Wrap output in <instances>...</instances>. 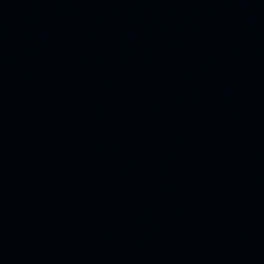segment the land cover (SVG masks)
I'll return each mask as SVG.
<instances>
[{"label":"water","instance_id":"obj_1","mask_svg":"<svg viewBox=\"0 0 264 264\" xmlns=\"http://www.w3.org/2000/svg\"><path fill=\"white\" fill-rule=\"evenodd\" d=\"M0 264H264V0H0Z\"/></svg>","mask_w":264,"mask_h":264}]
</instances>
